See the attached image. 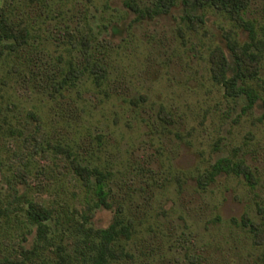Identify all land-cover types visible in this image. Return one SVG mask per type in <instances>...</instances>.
<instances>
[{
    "label": "rangeland",
    "instance_id": "374dc122",
    "mask_svg": "<svg viewBox=\"0 0 264 264\" xmlns=\"http://www.w3.org/2000/svg\"><path fill=\"white\" fill-rule=\"evenodd\" d=\"M0 7L30 32L18 50H0V256L32 249L35 229L24 211L31 198L53 212L22 264H59L60 254L66 264H93L80 254L81 239L107 226L119 203L132 232L114 244L110 264H264V234L231 221L246 213L264 233V43L250 48L261 56L258 73L237 82L259 94L251 104L245 93H226L210 68L213 47L232 62L227 43H249V26L264 40V0L249 1L243 22L194 0L151 16L124 0ZM93 62L104 67L99 83ZM70 63L85 71L61 94L46 72L60 75ZM223 155L248 164L254 184L222 173L199 187L196 175ZM71 158L109 172L112 208L93 205Z\"/></svg>",
    "mask_w": 264,
    "mask_h": 264
},
{
    "label": "trees",
    "instance_id": "16d2710c",
    "mask_svg": "<svg viewBox=\"0 0 264 264\" xmlns=\"http://www.w3.org/2000/svg\"><path fill=\"white\" fill-rule=\"evenodd\" d=\"M138 1H148L141 6ZM176 0H124V4L140 16L145 14L155 15L159 13L167 12L175 3ZM191 2V0H186ZM199 5H212L213 7L229 12L238 21L243 22V11L249 4L250 0H194ZM185 17L190 20H202L200 15L195 13L185 12ZM118 30V27H114ZM250 42L239 44L236 40H229L227 43L230 53L232 55V62H230L220 46L213 47L210 53L211 61V76L217 82H220L226 93L230 95H240L245 93L248 103H253L259 94L253 89L252 86L243 83L238 84V80H243L245 77L255 76L258 73V62L260 54L251 50V46H257V42L264 43L263 39L256 37L255 31L249 26ZM30 35L29 30L25 26L12 25L3 9L0 7V50L4 45L19 49L22 44L28 41ZM88 35L81 37L82 52L85 54L84 59L88 61L90 58L89 50L90 41ZM33 65H36L34 63ZM37 67H39L37 65ZM83 68L76 67L71 63L63 72L58 75L57 73L46 72L47 80L50 81L51 86L59 93L63 94V91L68 90L75 85L76 79L83 74L85 66ZM228 70H231V74H227ZM90 71L94 74L93 78L96 83L101 81L104 75V67L97 62H93ZM140 98L144 95L140 94ZM135 99V98H134ZM263 114H264V98H262ZM165 114V113H164ZM36 119L38 115L34 112L31 113ZM37 146L42 147L38 142ZM71 167L73 171L79 176L82 183L91 189L95 207L103 206L105 208H112L113 201L110 199L111 187L108 182V171H103L96 165L88 166L80 163L76 158H71ZM222 173H233L236 175H242L251 185L254 184L255 179L248 164L242 159H233L227 155L218 156L213 162L209 163L207 167L201 170L196 175V183L201 188L206 186L215 179V177ZM17 196V193H16ZM26 205L24 207L26 218L32 225V229H35V237L33 246L26 248L20 247V252L12 256H0V264H22L23 259L30 256L33 251L35 252L36 246L43 240L49 230V219L52 216L53 208L45 205L43 202L27 198ZM119 202V201H118ZM122 213V205L119 203L118 207H115L112 221L105 227H95L93 234L85 233V236L81 239V243H84V249L80 251L82 257L90 260L93 264H110L112 259L116 256L117 252L114 251V244L119 242L120 236L130 237L132 232V220L130 217H126L124 221ZM231 221L240 224L242 227H247L252 236L263 235V230L259 223L251 219L246 213H243L239 220L235 217H231ZM91 228L89 231H92ZM35 243V244H34ZM196 257V256H195ZM198 258V256H197ZM66 258L64 255H59V264H66Z\"/></svg>",
    "mask_w": 264,
    "mask_h": 264
}]
</instances>
